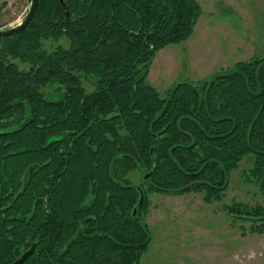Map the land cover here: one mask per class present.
Wrapping results in <instances>:
<instances>
[{"label": "trees", "instance_id": "obj_1", "mask_svg": "<svg viewBox=\"0 0 264 264\" xmlns=\"http://www.w3.org/2000/svg\"><path fill=\"white\" fill-rule=\"evenodd\" d=\"M199 15L196 0H39L25 30L0 38V264L33 245L24 264H139L147 192L222 199L249 155L244 181L264 193V59L166 98L145 83ZM62 38L68 48L44 49ZM232 213L264 233V207Z\"/></svg>", "mask_w": 264, "mask_h": 264}, {"label": "rangeland", "instance_id": "obj_2", "mask_svg": "<svg viewBox=\"0 0 264 264\" xmlns=\"http://www.w3.org/2000/svg\"><path fill=\"white\" fill-rule=\"evenodd\" d=\"M196 2L200 15L192 34L161 49L149 67L145 83L162 98L179 83L196 85L232 71L239 62L264 59V0ZM3 3L6 5L2 7ZM30 7L31 0H0V30L18 26ZM59 46L68 48L69 41L62 38L44 42L48 53ZM14 62L21 70L30 68ZM82 83L88 93L94 91L88 81L83 79ZM56 88L44 90L50 100L62 97ZM250 157L254 159L253 155L246 156L232 172L222 199L208 201L201 192H147L142 220L149 227L151 244L139 264H264V233L256 232L258 227L246 215L241 218L232 213L237 208L246 211L264 207L260 187L244 181V173L253 166ZM148 175L132 170L127 178L136 187L148 188ZM91 200L89 197L86 202Z\"/></svg>", "mask_w": 264, "mask_h": 264}, {"label": "water", "instance_id": "obj_3", "mask_svg": "<svg viewBox=\"0 0 264 264\" xmlns=\"http://www.w3.org/2000/svg\"><path fill=\"white\" fill-rule=\"evenodd\" d=\"M60 1H61V3H64V0H60ZM38 4H39V0H31L30 10H29L27 16L25 17V19L23 20V22H21L16 27L9 28V29H4V30H0V38L14 36V35L22 32L23 30H25L30 25V23L33 21V19L35 17V14L37 12ZM149 176L150 175H148L146 178H148ZM143 201H144V197L141 196L140 204H142ZM35 248H36L35 245H33V247L29 251H27L26 253H24L13 264H24L26 262V260L34 253Z\"/></svg>", "mask_w": 264, "mask_h": 264}, {"label": "bare ground", "instance_id": "obj_4", "mask_svg": "<svg viewBox=\"0 0 264 264\" xmlns=\"http://www.w3.org/2000/svg\"><path fill=\"white\" fill-rule=\"evenodd\" d=\"M31 175V174H30Z\"/></svg>", "mask_w": 264, "mask_h": 264}]
</instances>
